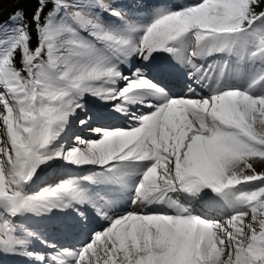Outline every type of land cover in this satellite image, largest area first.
Masks as SVG:
<instances>
[{"label":"bare ground","instance_id":"bare-ground-1","mask_svg":"<svg viewBox=\"0 0 264 264\" xmlns=\"http://www.w3.org/2000/svg\"><path fill=\"white\" fill-rule=\"evenodd\" d=\"M140 1H59L35 121L32 87L0 56V264H264V57L209 39L195 0ZM133 64L194 75L202 94ZM24 222L79 229L82 246L33 254Z\"/></svg>","mask_w":264,"mask_h":264},{"label":"rangeland","instance_id":"rangeland-1","mask_svg":"<svg viewBox=\"0 0 264 264\" xmlns=\"http://www.w3.org/2000/svg\"><path fill=\"white\" fill-rule=\"evenodd\" d=\"M59 1L60 0L55 1V9L47 20L45 28L41 33V46L36 53H30L28 51V34L19 22L17 15H15L11 21L0 26V50H2V52L0 51V56L3 55L6 64L11 67L12 57L14 56L15 51L18 50L20 52L21 62L24 64V73L26 74H24L25 83L32 87L30 88V91L33 96L29 107L31 113L34 115L33 121L39 117L38 107H40V105L37 106L36 103L37 87L41 86V83H44L43 80L52 72L50 70L52 65L51 63H48V60L51 61L53 51L51 52L48 47L47 36L51 25L58 20V13L63 11L59 6ZM248 2L249 0H213L209 3L208 7L203 8L200 6L202 2L195 0L194 7L191 8V11L197 13L206 12L205 28L209 29H207L209 39L211 35L210 33L219 34L222 39H230L234 47H237L238 49L240 47V51L243 47H247L254 55L264 57V55H262L264 54V11L253 15L249 19L248 24L243 25L247 13L246 5ZM139 3H141L140 0ZM134 7H136V3H134ZM196 7H199L198 10H195ZM78 10H80V8L73 6L70 8H64L66 15H74V13H78ZM166 43L168 44V42ZM166 43L164 42L163 45ZM46 62L48 63V66L46 65ZM123 77L125 78V76ZM23 95H25L24 92ZM81 121L78 123H81ZM82 127L83 126H79L80 130L83 129ZM78 133L80 134L79 130L74 133V139ZM30 139L31 144L36 143L33 135H30ZM149 147L151 146L149 145Z\"/></svg>","mask_w":264,"mask_h":264},{"label":"trees","instance_id":"trees-1","mask_svg":"<svg viewBox=\"0 0 264 264\" xmlns=\"http://www.w3.org/2000/svg\"><path fill=\"white\" fill-rule=\"evenodd\" d=\"M54 8L55 0H0V26L17 15L28 34V51L36 53L41 46V33ZM246 11L243 25L248 24L254 14L264 11V0H249ZM11 67L25 77L24 64L18 50L12 57Z\"/></svg>","mask_w":264,"mask_h":264}]
</instances>
